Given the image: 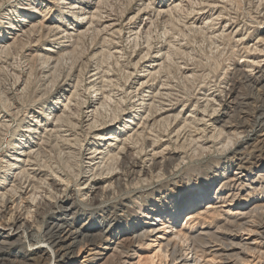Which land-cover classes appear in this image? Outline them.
Returning <instances> with one entry per match:
<instances>
[{"label": "bare ground", "instance_id": "bare-ground-1", "mask_svg": "<svg viewBox=\"0 0 264 264\" xmlns=\"http://www.w3.org/2000/svg\"><path fill=\"white\" fill-rule=\"evenodd\" d=\"M105 1L15 0L0 17V77L19 46L40 83L32 90L18 73L14 98L0 88V264H140L144 247H156L148 264H264V15L240 28L220 10L224 0H139L123 20ZM179 13L185 30L238 49L220 95L178 64ZM89 36L96 45L73 71ZM238 86L251 97L232 98ZM107 97L120 104L114 115L102 112ZM49 150L69 165H46Z\"/></svg>", "mask_w": 264, "mask_h": 264}, {"label": "rangeland", "instance_id": "rangeland-1", "mask_svg": "<svg viewBox=\"0 0 264 264\" xmlns=\"http://www.w3.org/2000/svg\"><path fill=\"white\" fill-rule=\"evenodd\" d=\"M14 1L15 0H0V17H2V14L5 10L8 11V9H10L14 5ZM219 5H220V10L224 14L228 15L230 19L232 18L233 23H235V26H239L240 28H244L243 26H245V28H246L248 26L256 25V23L264 15V2H263V0H224ZM193 6H195V5H193ZM104 7L109 10L108 12H112L116 16H121L123 14L124 15L123 20H126L130 16L136 14L137 11H139V9L143 7V4L140 3L139 0H106ZM196 7H198V6H195V8ZM56 11L54 10L53 12H51V14L54 13L53 16H55V15L61 16L62 15L60 12H56ZM57 13H59V14H57ZM184 13L186 15V12H184ZM184 13L178 14L179 16L180 15L181 16L178 18V22H179L178 25H176V27L178 28V52H176V50L173 51L175 56H177L176 60H178L179 65L182 66L184 64L183 66L187 67L188 69L193 67V69L197 75L195 84H197L198 86H203L204 89H208V90L212 89V91H216L217 95H220L218 93V91H220V89L222 90L227 85V82L229 81L228 72L230 69H232L233 63H235L238 60L237 59L238 49L232 44L231 41H230L231 42L230 43L227 38L226 39L222 38V39H219V41L214 42L213 40L208 38V35L204 31L200 30L197 32H190V31L185 30L183 28V26H181L182 21H183V17L185 16V15H183ZM49 15L50 14H48L45 17V19H48V18L51 19L52 17L50 18ZM57 16H55L56 19L58 18ZM62 18H63V15H62ZM69 20H71V17L69 15H68V18L66 17V19L64 17V19L61 21L62 25L67 27V25H68L67 21H69ZM238 24H240V25H238ZM243 24H245V25H243ZM162 27L163 26L161 25V22H157L156 25H154V27L151 28V30L149 32L148 41L154 47H155V45H156V47L159 46L158 44L161 43V36H159V35L161 33ZM90 37L91 36L87 37L84 40V42L81 41L83 43H81L79 45L80 49L78 51V54L81 56L82 59L80 58V60L78 59L77 61H74L73 67H72V64L60 66L57 69V71L54 75V78L51 81L52 83L50 82V84H49V87H48L49 91L52 90L53 88L55 89L57 79L60 77H64L69 72L71 67H72V70L76 71V72L83 68V61L85 60V58L88 57V53L90 52V47L91 46L94 47V45H96L95 41H93V39H91ZM142 39H143L142 36L139 37L136 43L134 42L131 44L130 48L131 49H133L134 47L138 48L142 44L141 43ZM220 45H221V47H220ZM39 48H42V46H37L36 48H34L33 51H35ZM19 50H20V48L18 46L16 53L11 55L10 62H8L9 66L6 64H3L2 68H1L2 74L0 77V88L11 90L10 96L12 98H14L13 97L14 95L12 93L13 92L12 84L14 83L15 78H17V76H20L21 74L27 78V82L31 81L28 83L30 86L32 85V90L36 89L38 87L37 85L40 84L39 81H37V78L39 76V70L35 66L27 65L26 64L27 62L24 59H22V51L20 53ZM35 53L36 52H34L33 54H35ZM27 54H25V55H27ZM169 62L172 64L173 60H170ZM111 63H113V62L111 61ZM123 63L124 64L128 63L127 57L125 60H123L121 62V64H123ZM80 65H82V66L80 67ZM168 71L177 78L175 80L177 82L175 84V87L177 88V89L175 88L176 91L181 92V93H186L189 89V85L187 82H185V81H183V79H181L182 78L181 74L180 73L177 74V71L175 70V68H170ZM115 73H116L117 78L120 80V84H122L126 81V78L123 75L121 68H119V69L116 68ZM172 81L175 82L174 80H172ZM50 85H51V87H50ZM216 88H217V90H216ZM115 91H113L114 96L117 97L118 95L121 94L120 91L119 92L117 90H115ZM237 96H239V97L242 96L241 98H249V97H251V93L249 90H247L243 87L241 88V86H238L235 89V93L232 95V98L237 97ZM126 100H128L127 102L130 104L133 99L126 98ZM250 101H251V105L249 106V109H247L248 114L249 113L252 114L254 107H256V103L254 102V100H250ZM233 108L230 109L231 121H233V122L241 121L242 115L240 114L239 107L235 106ZM79 109L80 108L78 105H75L73 107V112H75L74 113L75 114L74 119L79 118V116H78ZM119 109H120V104L117 103L115 101V99L113 100V99L107 97L106 98V105L103 107L102 112L104 114L110 116V115H114V112H118ZM49 147H46V148H49ZM59 156L60 155H59L58 150H53V151L46 153L42 158H43V162L45 161L44 163L46 165H51V164L52 165H58L61 169L65 168L66 164L69 165L66 161L67 159H65V158L60 159ZM210 158H211V156H209L207 158L205 157L203 159L201 158L198 160L199 162L198 161H196V162L192 161V163L191 162L189 163L187 161L185 164L186 167L183 166V170H185L186 168H190L192 166L197 167L196 165H203L206 162H208L210 160ZM69 159L71 160L72 164L76 165V163H75L76 158L75 157L69 158ZM165 176H167V175H165ZM171 178H173V177H171ZM156 237H157V235H156ZM153 240H154L153 238H149L146 240V243L151 242ZM144 248L138 254L139 256L134 258L133 263H137V261H139L140 264H148V258L153 255L154 249L156 247L155 248H148V249L147 248L144 249ZM81 261H82V259H80V262ZM155 262H156V260H155Z\"/></svg>", "mask_w": 264, "mask_h": 264}]
</instances>
